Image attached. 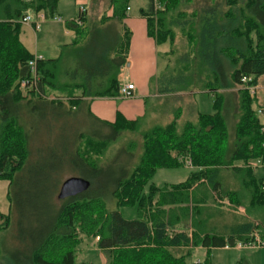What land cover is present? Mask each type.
Wrapping results in <instances>:
<instances>
[{
    "label": "trees",
    "instance_id": "trees-1",
    "mask_svg": "<svg viewBox=\"0 0 264 264\" xmlns=\"http://www.w3.org/2000/svg\"><path fill=\"white\" fill-rule=\"evenodd\" d=\"M131 1L109 0L112 16L104 15L85 38L87 17L83 26L68 24L76 40L62 48L59 58L38 61L40 81L37 88L26 91L33 96L27 98L20 86L29 77L28 62L34 55L20 40L21 20L28 14L54 17L58 0H0V180L9 182L10 201L9 215L0 216L5 219L3 229L13 224L20 202L14 194L18 174L37 158L36 153L32 158L35 138L31 134L57 128L65 120V127L74 128L73 119L79 115L86 121L78 126L75 138L68 137L71 140L63 146L62 157L91 187L59 204L55 196L52 218L42 213L39 217L44 220L42 230L20 235L28 250V264H76L81 235L99 237L98 244L108 255L106 264H188L199 247H234L255 234L264 239V224L259 223V232L254 231L255 222L237 212L238 207H245L247 213L264 210V176L255 173L258 161L264 170L263 122L254 108L258 100L248 90L264 77V0H212L199 8H193L194 0H148V7L140 13L148 35L158 45L172 46L166 56L175 55L179 37L187 45V51L170 61L153 82L156 94L163 97L196 90L214 94L216 113H199L195 121L181 123V108H173L170 123L142 133L143 152L133 171L137 156L128 153L129 148L123 149L129 158L115 172L107 170L111 165L98 166L81 155L85 138L108 144L139 131L143 122L118 114L114 123H108L88 110L89 100L120 98L119 76L127 64L131 41L125 25ZM236 88L238 100L224 93ZM47 90L61 93L59 97L73 102L74 108L59 99L50 100ZM36 117H40L38 125ZM229 119L234 123L231 131ZM185 163L192 167L186 181L161 188L148 185L157 169L179 168ZM224 173L236 180V187L222 182ZM220 191L233 205L229 213L241 217L227 232L210 223L225 215L213 201V193ZM35 199L32 205L42 210L47 199ZM130 205H137L136 220H126L118 211ZM17 221L23 225L21 211ZM186 222H191V236L187 231L169 236L170 230Z\"/></svg>",
    "mask_w": 264,
    "mask_h": 264
},
{
    "label": "rangeland",
    "instance_id": "rangeland-1",
    "mask_svg": "<svg viewBox=\"0 0 264 264\" xmlns=\"http://www.w3.org/2000/svg\"><path fill=\"white\" fill-rule=\"evenodd\" d=\"M210 1L212 0H194L193 8H199L202 6L200 5L201 3H205L206 5ZM148 3V0H132L130 3L131 11L129 10L127 13L129 14V23L133 22L137 31L140 30L143 22L145 21L141 17L140 9L147 8ZM106 13L108 15L113 14V8L110 7L109 0H95V3H92V0H88V20L86 23L87 28L83 30L84 38L86 36V32H88L90 29L92 30L95 23L99 22L104 15L106 16ZM77 14L78 11L76 0H58L55 16H61L63 21H54L52 20L51 16H48L49 19L40 24V29L38 31H36L35 28L30 24H23L20 35L23 45L30 54L39 58L45 60L59 58L62 53L61 48L65 47L67 44H71L76 40V33L68 29L66 23H69L71 20L74 21L77 17ZM171 47V45L166 43L156 48L158 55L157 53L154 55V63L151 65V67L149 65V73L155 71H159L160 73L164 72L167 63L169 64L170 61L173 62L177 56L187 51L186 42L181 37H179L175 43V55H170V57H167L166 55L171 50ZM165 51L168 53L165 54ZM145 66L146 63H142L139 60L134 69L130 68L128 71H125L126 78H129L133 81L135 79V82L137 79H141L142 70ZM149 82L150 81L146 82V80L143 82V89L140 90V94H143V96L145 95L149 97L150 91H153L151 90L152 85H150ZM262 87H264V77L259 80L257 87H255V96L258 100L257 104L254 106L256 111L258 108L264 107V88L262 89ZM238 90L239 88H236L232 90L233 92H230L237 100L238 96L236 92H239ZM47 94L50 100L59 99L70 108H74L75 106H73V102H70L66 97H59L62 95L57 91L47 90ZM22 95L27 98L33 97L30 93H22ZM193 96L196 98L197 106L202 108L203 111H205L204 113H206V109H208L207 106H209L211 103L214 105V100L209 97L211 96L209 93H202L196 90L194 91ZM143 98L144 97L137 98V100H134V97L118 98L116 99L115 103L117 105L132 104L134 107L133 102L138 103L139 101L142 104L144 102ZM149 101L152 104L158 100L154 99L153 101ZM101 104L105 103L103 101L93 102L91 108L93 110L91 111L94 115L96 107ZM116 104L115 106L113 105V108L115 107L114 109H116ZM174 108H178V104ZM100 113V116L107 115V112L105 111ZM235 114H238V111ZM156 118L157 117H154L153 119L145 118L147 120H145L143 117L139 118L143 121L139 131L135 133H125L117 141L108 144L100 143L94 139L85 138L81 144V155H83L88 162L97 164L98 166L107 163L108 165H111L107 166L110 167L107 170L110 172H115L116 169L123 165L126 162V159L129 158L128 156H125L123 152L124 147L127 149L129 148L127 150L128 153L136 152L137 156V158L134 159L135 163L134 161L132 162L134 167L131 171H133L139 163L143 152L142 133L157 125H167L172 120L173 115L168 114L165 117L159 118V120H156ZM39 119L40 117H36L37 125L39 124L37 122ZM83 119L84 117L80 115L76 118L74 117L73 120L75 122L72 124L74 128L68 125L65 127V120L61 121L62 124H60L57 128H55V126H51V128L48 129L42 128L40 130H35L33 134H31V136L35 138L34 141H36V143L34 141L31 142V147L34 148L32 151V158L35 159L36 154L37 158L28 163L23 173L18 174V183L14 189V194L16 193V198L20 202L18 205L19 207L15 206L16 212L14 213V220L12 221L13 224L9 229H3L5 219L0 217V235H2L1 248L3 257L0 259V264H28V250L22 246L20 235H36L39 233V231L42 230L41 224L44 223V220L39 219V217L48 214V220L52 218L51 216L57 205L54 202V199L55 196H57L58 199V194L63 182L70 177H80L79 175L81 173L79 170L76 168L73 169L72 167L66 165V162L62 157V150L63 146L69 143V140L75 138L74 135L79 129L78 126L81 127L82 123L86 122ZM108 119H110V117ZM195 119L196 116L192 113L191 109L186 108L185 111H183L181 123L184 121H195ZM261 120L264 122V118H261ZM110 121L114 120L112 119ZM230 123L231 122L229 119V129L231 131V126H233L234 123ZM95 128L96 125H93L92 129ZM130 145L133 146L134 149L130 147ZM35 150H37V152ZM191 171L192 170L188 167L187 163L179 168H160L155 171L148 185L151 184L156 188H161L173 184H179L188 179ZM255 173L258 177L262 178L264 176V170L261 167L259 169L257 168ZM222 182L227 184L231 189L236 187L237 184L236 180H234V178H232L229 173H224ZM8 186L9 182L0 180V216H7L10 212ZM146 192H148V188L146 189ZM41 196H43V200L45 198L47 199L46 205H43L42 210H40L41 207L37 208L36 205H32V201L35 202V198H39ZM60 201L62 200L58 199V204ZM213 201L223 208V213L225 215H221L220 217L212 219L210 223H212L214 226L223 227L222 229H224V232H227L230 227L235 226L236 220L237 223L241 222V217L239 216H244L249 218L250 221H254L256 228L258 227L259 223L264 224V222H262L264 220V210H252L247 213L245 207H238L237 212L239 216L229 213L228 209L232 208L233 205L230 203V198L222 191L213 193ZM246 204H248V202H246ZM111 207L115 209L114 204H112ZM20 211L22 212L23 218L22 226L20 224L17 225V217H20ZM118 211L126 220L131 221L137 219V205L122 206L118 209ZM260 229L262 228L260 227ZM184 231H187L188 236H191V222L183 223L182 225L177 226L175 229L170 230L169 236L172 237L175 233ZM254 231L259 232L258 228ZM80 237L81 242L76 253V264H104V262L107 261L108 255L107 252L102 251L98 244V240L87 235H81ZM175 255L179 256L181 253H175ZM187 262L188 264H264V248L242 250H238L236 248H232L230 250L214 248L211 250H206L203 247H199L192 252Z\"/></svg>",
    "mask_w": 264,
    "mask_h": 264
},
{
    "label": "crops",
    "instance_id": "crops-1",
    "mask_svg": "<svg viewBox=\"0 0 264 264\" xmlns=\"http://www.w3.org/2000/svg\"><path fill=\"white\" fill-rule=\"evenodd\" d=\"M80 3H86L87 4V8H88V0H76L77 11H78ZM92 3H95V0H92ZM130 11H131V8H130ZM77 16H78V14H77ZM106 16L111 17L112 14L108 15L106 13ZM128 16H129V14H127V17H126L127 21L125 20V25L127 26L128 24H130V25L127 26V28L131 32V41H130V46H129V50H128L127 64L122 69L119 78H120L121 85L126 84V83H130V84L134 85V87H135L134 96H133L134 100L135 99L137 100V98L144 97L143 98L144 102L142 104L139 101H138V103L137 102H133L134 103V107H133L132 104L117 105L115 103V101H116L115 98L94 99V100H89V102H88V110H89V112L92 113L91 110H93V109H91V108H92V105H93L94 101H103L105 104L98 105L96 107V110L94 111L95 115L93 113L92 114L95 117H97V118H99V119H101L103 121H106L108 123H114L117 120L118 114L122 115L127 120H136V119H139V118H142V117L144 119L145 118L153 119L154 117H157L156 120H159V118L165 117L168 114L173 113V110H174L173 108L177 104H178V108H181V110L183 109L182 112L185 111L186 108L187 109H191L192 113L195 114V116H197V114H199V113L203 114V115H209V114L215 113L216 110L214 108L213 103H211L209 106H207L208 109H206V113H204L205 111H203L202 108H199L197 106L196 98H194L193 94H190V93L175 94V95H169V96H163V97H161V96L156 94L153 82L163 72L160 73L159 71H155V72L149 73V70H150L151 65L154 63V61H153L154 55H156V53L158 55V52L156 51V48H158L160 45H158L156 43L155 39H153L152 37H150L148 35L147 23H146V20L142 16L141 17L145 21L143 22L140 30H138V31H137V29H136V27H135L133 22L129 23L130 20H129ZM58 17H60L62 19V21H63V18L61 16H58ZM87 20H88V14H87ZM87 20H86V23H87ZM71 21L74 22L75 20L74 21L71 20ZM71 21L69 23H66V26H68V24L72 23ZM118 29H119V32L122 35L123 34V30L121 28V25H120V27H118ZM20 40H21V38H20ZM21 42H22V40H21ZM67 45H69V44H67ZM62 48H61V50H62ZM166 53H168V52L165 51V54ZM139 60L142 63H146V66L143 67L142 78L141 79H137L136 82H135V79L133 81V80H131L129 78H126L125 71H128L130 68L134 69V67H136V64H137V62H139ZM149 65H150V67H149ZM167 68H168V63L166 65L165 70ZM144 80H146V82L150 81L149 83H150V85H152V89L151 88L150 89L153 90V91H150L149 97L145 96V95L143 96V94H140V90L143 89ZM263 88L264 87H262V89ZM230 92H233V91L232 90L231 91H224V93L232 94ZM202 93H205V92H202ZM209 97H211V99L214 100V94H211V96H209ZM154 99L158 100V101L157 102L155 101V102H153L151 104V102L149 100L153 101ZM115 104H116V109H114L115 107L113 108V105L115 106ZM137 107H138V109H137ZM111 108H112V110H111ZM135 109H137V110H135ZM109 110H110V112H109ZM102 111L107 112V115L106 116H100L101 115L100 112H102ZM109 117H110V119H108ZM112 119L114 121H110ZM147 119H145V120H147ZM222 249L223 250H227V249L230 250L232 248H222ZM238 250H240V249H238ZM105 262H104V264H105Z\"/></svg>",
    "mask_w": 264,
    "mask_h": 264
},
{
    "label": "built area",
    "instance_id": "built-area-1",
    "mask_svg": "<svg viewBox=\"0 0 264 264\" xmlns=\"http://www.w3.org/2000/svg\"><path fill=\"white\" fill-rule=\"evenodd\" d=\"M156 8H160L156 2ZM88 14V8L86 3H80L79 8H78V16L75 19L74 23L77 26H83L85 23L86 16ZM47 16L43 13H39L37 15H32L28 14L24 16L21 20L22 24H30L32 25L36 31L40 29V24L42 22H45L47 20ZM52 20L61 22L62 19L58 16L52 17ZM43 60L42 58H39L37 56H34L32 60L28 62V67H29V77L24 80L21 83L20 89L22 90L23 93H26L28 89H35L37 88V84L40 81V77L37 72V64L38 61ZM245 83H247V79L243 80ZM255 87H250L248 88L249 92L254 95L255 94ZM134 90L135 87L134 85L130 83H126L121 85L120 90H119V96L120 98H132L134 96ZM257 116L261 119L264 118V107L258 108L257 111ZM262 131L264 132V122H263V129ZM189 165V164H188ZM256 169L262 168L261 163L258 161L256 164ZM260 166V167H259ZM263 191H264V183H263ZM97 240H99V237H97ZM225 248H237V249H254V248H264V239H262L259 235L255 234L253 236V239L247 242H242L238 241L235 243L234 247H230L227 245Z\"/></svg>",
    "mask_w": 264,
    "mask_h": 264
},
{
    "label": "water",
    "instance_id": "water-1",
    "mask_svg": "<svg viewBox=\"0 0 264 264\" xmlns=\"http://www.w3.org/2000/svg\"><path fill=\"white\" fill-rule=\"evenodd\" d=\"M91 187L89 180L83 177H70L61 185L58 199L66 200L86 193Z\"/></svg>",
    "mask_w": 264,
    "mask_h": 264
}]
</instances>
